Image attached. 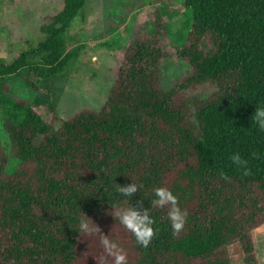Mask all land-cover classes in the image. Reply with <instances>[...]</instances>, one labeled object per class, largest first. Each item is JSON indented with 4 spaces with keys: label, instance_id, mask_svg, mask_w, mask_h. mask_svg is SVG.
I'll list each match as a JSON object with an SVG mask.
<instances>
[{
    "label": "trees",
    "instance_id": "1",
    "mask_svg": "<svg viewBox=\"0 0 264 264\" xmlns=\"http://www.w3.org/2000/svg\"><path fill=\"white\" fill-rule=\"evenodd\" d=\"M86 2L63 0L44 20L36 48L0 62V77L23 74L29 86L0 98L7 113L0 264H114L102 234L122 245L126 264H232L235 243L244 264H259L253 232L264 225V131L252 116L264 106V0H184L188 33L177 55L190 73L169 89L168 22L157 11L151 29L138 26L127 43L102 107L56 128L55 106L30 95L42 91L35 76L57 75L77 56L67 34ZM207 87L208 96L188 94ZM236 151L248 161V175L229 159ZM132 181L138 191L121 197L118 184ZM158 186L173 191L187 213L176 235L171 205H151ZM130 206L149 208L155 220L147 248L112 215ZM81 218L96 230L80 232Z\"/></svg>",
    "mask_w": 264,
    "mask_h": 264
},
{
    "label": "rangeland",
    "instance_id": "2",
    "mask_svg": "<svg viewBox=\"0 0 264 264\" xmlns=\"http://www.w3.org/2000/svg\"><path fill=\"white\" fill-rule=\"evenodd\" d=\"M62 7L63 0H1L0 62L36 48L43 39L42 25L47 15L57 13ZM157 11L168 22V39L164 46L171 55L163 63V84L171 88L176 80L190 73V66L177 55L181 38L188 33L190 11L184 0L164 3L159 0H87L67 34L69 49L78 51L77 56L57 75L35 76L42 91L39 95H30L32 102L55 106L59 116L56 128L83 110H99L114 84L115 71L123 60L127 43L135 38L138 26L151 29ZM22 75L0 77V98L19 89H29ZM212 92L213 89L207 87L188 94L208 96ZM6 115V110L0 108V137ZM16 166L17 162L12 161L8 174ZM253 237L259 264H264V225L253 232ZM228 251L232 264H244L239 243L229 246Z\"/></svg>",
    "mask_w": 264,
    "mask_h": 264
},
{
    "label": "clouds",
    "instance_id": "3",
    "mask_svg": "<svg viewBox=\"0 0 264 264\" xmlns=\"http://www.w3.org/2000/svg\"><path fill=\"white\" fill-rule=\"evenodd\" d=\"M252 121L258 129L264 131V106H256ZM229 159L237 166V169L242 170L243 175L249 174V169L247 168L248 161L241 156L240 152H233ZM138 188V184L132 181L124 185L118 184L116 192L121 197H133ZM153 191L155 198L151 201V205L153 207L171 205L167 216L170 220L172 233L173 235L180 233L184 229L187 213L178 205L176 194L164 186L155 187ZM112 215L134 235L136 242L140 246L144 248L149 247L156 234V229L154 228L155 220L150 215L149 208L130 206L120 210L116 209ZM79 229L80 232H93L96 230L89 225L85 218L79 220ZM100 243L105 252L113 258L114 264H126V252L117 240L110 239L109 235L102 234Z\"/></svg>",
    "mask_w": 264,
    "mask_h": 264
}]
</instances>
